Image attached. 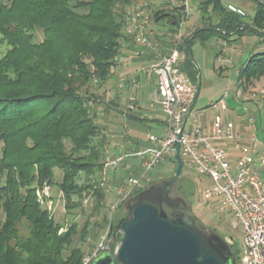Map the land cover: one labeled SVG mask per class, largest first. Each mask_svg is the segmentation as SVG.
<instances>
[{"label":"trees","instance_id":"1","mask_svg":"<svg viewBox=\"0 0 264 264\" xmlns=\"http://www.w3.org/2000/svg\"><path fill=\"white\" fill-rule=\"evenodd\" d=\"M250 1L254 9L249 23L220 0L199 1L200 26L193 31L211 28L223 33L195 34L188 43L190 55L196 42L205 44L212 38L235 36L234 43L254 33L264 40V4ZM132 4L133 0H0V44L6 46L0 56V264L81 263L84 254L77 243L86 242L89 225L78 232L71 223L62 231V223L41 205L38 193L55 185L69 213L90 195V217L105 202L96 180L107 156L97 107L101 103L108 112L122 95L121 90L106 103L108 90L118 91L116 82L111 86L109 80L124 38V16ZM178 15L175 8L153 11L152 39L167 44V31L158 27L166 18L168 31H173ZM180 53L179 68L196 85V68L183 44ZM262 78L264 53H253L237 71V87L245 94ZM91 84L98 93L89 91ZM123 91L126 96L128 89ZM127 111L131 120L145 125L146 119ZM144 190L137 188L132 199ZM108 222L104 214L92 228L104 229ZM115 225L111 221L109 240ZM97 236L94 233L92 240ZM113 247L110 243L109 251ZM229 250L231 264H238L239 250Z\"/></svg>","mask_w":264,"mask_h":264},{"label":"built area","instance_id":"2","mask_svg":"<svg viewBox=\"0 0 264 264\" xmlns=\"http://www.w3.org/2000/svg\"><path fill=\"white\" fill-rule=\"evenodd\" d=\"M190 1H168L171 8L177 9L179 20L173 31H167V44L152 39L156 36V32L150 27L151 12L147 1L135 0L124 16V38L114 59L112 74L117 76L120 73L122 66L119 56L122 49L128 45L137 48L132 51L133 58L137 59L143 55H151L155 58L154 62L144 65L139 71L147 78L155 77L151 102L164 114L163 135L150 136L152 147L139 150L132 155L141 157L142 172L138 177L129 176L124 186L114 191L116 200L109 208L106 233L100 238L94 252L83 258L80 264H91L107 249L112 213L132 195L135 189L140 187V182L163 159L167 156H175L177 145L181 158L212 181V188L205 194L219 198L222 207L234 219L233 227L240 228L242 243L238 264H264V143L253 132L248 136L246 144H243L242 134L237 130L235 123L227 118L229 114L226 104L227 94L210 105L209 111L212 114L208 123L203 120L205 116L203 111L192 114L193 116L189 118L191 109L188 110V107L194 96L195 85L180 70L179 64L180 47L185 38L184 28L190 17ZM226 9L239 16H245L244 12L235 6L227 5ZM134 74L137 72L135 71ZM130 83L127 109L135 112L136 96L133 89L137 87L136 79L132 78ZM117 88L125 87L120 82ZM250 99L254 101L264 99V86L253 92ZM241 112L248 113V109L242 108ZM185 114L187 118L183 129L180 130ZM248 121L253 125L254 119L250 118ZM179 134H181L180 138ZM217 143L229 144L231 150L218 146ZM125 158V155H119L112 160L106 159L102 171L103 178L107 176L108 168L117 170ZM49 191L50 188L46 186L38 193L41 204H45V201L51 203ZM87 203L88 200L84 202Z\"/></svg>","mask_w":264,"mask_h":264},{"label":"rangeland","instance_id":"3","mask_svg":"<svg viewBox=\"0 0 264 264\" xmlns=\"http://www.w3.org/2000/svg\"><path fill=\"white\" fill-rule=\"evenodd\" d=\"M134 1L135 0H133V3ZM143 1H147L150 4L149 10L151 13L158 9L171 8L168 4L169 0ZM199 1L202 0L190 1V17L185 24L184 37L188 35L190 31L200 26L198 11ZM220 1L224 7L232 5L241 9L245 15L244 22L249 23L254 9V5L250 0ZM169 28L170 25H168L167 19L165 18L163 23L159 25L158 30L168 31ZM38 38L40 39L41 37ZM234 39L235 36H229L227 40L212 38L205 44L196 42L192 46L190 56L196 62L199 69L200 91L192 106L189 118L193 116L192 114H197L201 111L205 113V116L210 118L212 114L209 111L210 105L217 102L225 94H227L226 104L229 115L233 114L231 112L232 110L239 112L242 108H246L249 111L253 109V106L249 102H244V97L242 95L240 100L237 99V94H242V91L237 87L236 74L238 69L251 54L264 53V40L254 33L245 34L239 41L233 43L232 41ZM5 48V45L0 44V56L5 52ZM182 58L183 56L181 55V61ZM115 80L114 77L109 80L111 86L115 84ZM151 81L152 80H149L146 84L142 79V83L134 90L136 96V111L134 113L136 114L135 116L144 119L163 121L164 115L160 108L156 105H152L151 102V93L154 88L153 85L155 80ZM259 88L256 82L245 94L251 98L253 92L257 91ZM123 90L124 89L118 88L116 93L114 88L113 90H108L109 94L106 96V101L108 102L104 100V103L106 102L107 104L110 103L109 101L111 98H114V94L118 95L120 91L122 92V95L119 96L120 98L118 97V100L114 101L116 104L115 108H111V110L107 112L103 104L100 103L97 107V123L100 128L104 129L101 131L100 137L103 138L107 146L106 159L112 160L119 155L126 156L122 165L118 167L117 170L113 171L111 168H108V173L105 178H103L101 173L96 174V180L100 183L99 188L105 195V202L101 209L91 217L88 215L90 207L94 204L93 198L88 195L84 198L80 208L70 213L67 212L62 195L55 185L51 187L49 191L51 203L45 201V204H41L52 213L53 217H55L58 222L62 223V231H65L71 223L77 225L78 232L82 230L86 223L89 225V236L86 242L84 244L80 242L77 243V246H80L83 251V258L94 252L99 245L100 238L106 233L107 227L104 229L100 227L92 228V224L99 222L102 215L110 214L109 207L113 205L116 200L114 191L124 186L129 176L138 177L142 172L140 168L141 157L132 155L139 150L148 149L150 145L152 146L148 137L159 136V133L147 128L146 125L131 120L127 111L128 101L126 99H128V94L125 96ZM89 91L98 93L99 89L95 84H91ZM262 110L264 112V105ZM102 134H105L106 138L105 136L102 137ZM257 136L260 141L264 139L263 132H258ZM182 161L183 167L180 179L171 188L172 196L180 198L185 204H189L192 214L207 231L221 237L229 246L240 252L242 243V232L240 228L233 227L234 219L230 213L222 207L219 198L205 194L207 190L212 188V181L207 176L200 174L196 168L188 164L185 159H182ZM175 169L176 164L172 156H167L154 170L146 175L140 182L139 188L146 189L153 183L168 180L174 175ZM55 173L57 174V181H59L61 179L60 173L57 170H55ZM187 194H191L192 197L187 198ZM131 199L132 196L126 199L112 213L111 220L113 221V225H115L114 222L116 223L125 217ZM86 200H88V203L84 204ZM94 233L98 235V239L96 238V240H92ZM78 236L79 234L74 239L75 242H77Z\"/></svg>","mask_w":264,"mask_h":264},{"label":"water","instance_id":"4","mask_svg":"<svg viewBox=\"0 0 264 264\" xmlns=\"http://www.w3.org/2000/svg\"><path fill=\"white\" fill-rule=\"evenodd\" d=\"M264 4V0H255ZM200 32L223 33L217 29L193 31L183 43L184 54L197 73L192 106L200 91V76L196 62L190 56L188 43ZM187 114L183 117V129ZM181 134L178 135L180 138ZM176 169L168 180L151 184L131 199L125 217L117 221L109 243L91 264H231L229 245L211 233L192 214L191 206L172 196L171 188L180 179L183 161L179 145L175 149ZM118 238V241L115 240Z\"/></svg>","mask_w":264,"mask_h":264},{"label":"crops","instance_id":"5","mask_svg":"<svg viewBox=\"0 0 264 264\" xmlns=\"http://www.w3.org/2000/svg\"><path fill=\"white\" fill-rule=\"evenodd\" d=\"M135 49H137L135 46L130 47V45L122 49V52L119 56V62L122 68L120 70V73L117 76H114V78L116 79L115 80L116 85L122 82V84H124V87H125L124 89H128L127 94H129L131 90L130 81L132 78L136 79L137 86L142 83L141 82L142 79L146 82V84L147 82H149V80H152V81L155 80L154 76L147 78L139 71L144 65L154 62L155 58L152 57L151 55H143L140 58H137V60H135L136 58H133L132 56V51ZM135 71L137 72V74H134ZM257 85L259 87L264 86V78L260 79L259 82H257ZM136 88H134L133 90H135ZM241 95L244 97L243 98L244 102H249L253 106V109L251 111L248 110V113H245V114H243L241 111L236 112L232 110L231 112L233 114L232 115L228 114L227 118L232 120L235 123L237 130L242 134L243 144H246L248 136L252 134L253 132L256 135L258 132L264 133V112L262 110L263 105H264V103L262 102H264V99L260 101H252L246 94H240L239 96L237 95V99L240 100L242 97ZM250 118L254 119L253 125H251L250 122L248 121ZM203 120L205 123H208L210 121V118L207 116H204ZM145 122H146L145 125L147 128L156 131L157 133H159V136L163 135L162 128L164 125V120L160 121V120L146 119ZM261 142L264 143V139H262ZM216 145L224 147V148H230L229 144L217 143ZM151 147L152 146L150 145L148 149Z\"/></svg>","mask_w":264,"mask_h":264}]
</instances>
